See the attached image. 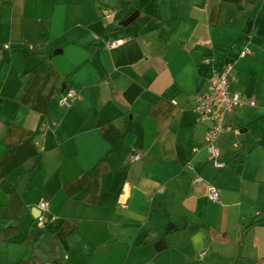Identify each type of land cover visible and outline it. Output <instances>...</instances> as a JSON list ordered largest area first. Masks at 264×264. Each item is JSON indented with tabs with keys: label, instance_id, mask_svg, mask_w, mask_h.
I'll return each mask as SVG.
<instances>
[{
	"label": "crops",
	"instance_id": "crops-1",
	"mask_svg": "<svg viewBox=\"0 0 264 264\" xmlns=\"http://www.w3.org/2000/svg\"><path fill=\"white\" fill-rule=\"evenodd\" d=\"M204 59L254 101L221 168L193 110ZM263 208L264 0H0V264H264Z\"/></svg>",
	"mask_w": 264,
	"mask_h": 264
},
{
	"label": "built area",
	"instance_id": "built-area-1",
	"mask_svg": "<svg viewBox=\"0 0 264 264\" xmlns=\"http://www.w3.org/2000/svg\"><path fill=\"white\" fill-rule=\"evenodd\" d=\"M104 18L111 20L113 14L109 11H104ZM123 44V39H114L108 42V47L115 48ZM250 54V50L245 47L239 53L240 57ZM204 64L211 66L210 75L208 78L209 87L207 91L198 92L195 95L193 110L199 115L201 120L209 122V126L205 132L204 140L206 147L210 153V157L214 160L216 167H223V163L218 161V150L215 147V141L224 133L231 131V127L226 123L228 114L232 113L236 108L242 104L249 102L250 105H254V101L247 99L243 94L230 89V83L234 79L232 62H224L219 66H215L213 60L204 59ZM76 98V94L73 89H67L63 92L58 100V104L61 106L69 104ZM237 133V128L234 129ZM139 157L138 154L133 156V160ZM201 178L195 176L194 183L200 182ZM207 196L210 200L215 201L219 197V189L209 184L207 185ZM37 208L39 214L36 217V222L39 227L48 220H54L56 217L46 216L45 212L48 210V204L46 201H39ZM205 253L199 255L203 257Z\"/></svg>",
	"mask_w": 264,
	"mask_h": 264
},
{
	"label": "trees",
	"instance_id": "trees-1",
	"mask_svg": "<svg viewBox=\"0 0 264 264\" xmlns=\"http://www.w3.org/2000/svg\"><path fill=\"white\" fill-rule=\"evenodd\" d=\"M262 210L264 212V208ZM257 218H258L257 216H254L253 219H252V221L250 223H248L247 225H244L241 228V230H240V241H239V243H241L243 241V239L246 236L247 232L258 223ZM18 264H42V262L38 258L32 257L29 260L20 262Z\"/></svg>",
	"mask_w": 264,
	"mask_h": 264
},
{
	"label": "water",
	"instance_id": "water-1",
	"mask_svg": "<svg viewBox=\"0 0 264 264\" xmlns=\"http://www.w3.org/2000/svg\"><path fill=\"white\" fill-rule=\"evenodd\" d=\"M132 18H133V15H130V16H129L127 19H125V21H123L121 24H122L123 26L127 25L129 22H131ZM31 52L34 53V54H42L43 51L40 50V49H32Z\"/></svg>",
	"mask_w": 264,
	"mask_h": 264
},
{
	"label": "rangeland",
	"instance_id": "rangeland-1",
	"mask_svg": "<svg viewBox=\"0 0 264 264\" xmlns=\"http://www.w3.org/2000/svg\"><path fill=\"white\" fill-rule=\"evenodd\" d=\"M259 129H260V126H258V130H259ZM253 132H255V131L253 130ZM256 136H257V135H256ZM228 140H229V141L231 140V139H230V136L228 137ZM231 142H232V141H230V143H231ZM218 144H219L220 146H226V145H227V143H224V145H222L221 142H219V141L217 142V141H216V142H215V147H216L217 149H218V147H217ZM205 145H206V142H205Z\"/></svg>",
	"mask_w": 264,
	"mask_h": 264
}]
</instances>
